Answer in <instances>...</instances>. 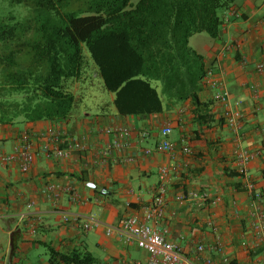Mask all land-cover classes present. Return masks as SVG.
Instances as JSON below:
<instances>
[{"label":"crops","instance_id":"obj_1","mask_svg":"<svg viewBox=\"0 0 264 264\" xmlns=\"http://www.w3.org/2000/svg\"><path fill=\"white\" fill-rule=\"evenodd\" d=\"M220 15L219 37L195 49L204 57L206 77L217 80L215 86L204 82L199 94L212 100L216 118L200 138L192 132L190 101L158 114L120 116L113 95L92 108L77 107L64 121L0 124V154L14 152L24 141L35 154L27 172L18 161L0 159V264H66L57 257L52 262L50 249L89 253L95 264H146L148 253L118 229L127 216L143 218L162 167L170 170L164 214L151 224L181 247V264L223 256L237 264H264V241L257 234L261 223L264 236V74L255 70L264 63V0H232ZM80 89L79 83V94ZM221 90L244 114L239 137L217 122L223 114ZM166 123L172 125V152L158 149ZM117 128L128 130L119 146ZM55 148L66 155L57 156ZM239 148L260 153L246 167L252 190L240 172ZM49 183L58 185V195L42 193ZM204 192L216 202L202 201ZM91 220L101 225L86 230ZM199 244L204 251L197 250Z\"/></svg>","mask_w":264,"mask_h":264},{"label":"trees","instance_id":"obj_2","mask_svg":"<svg viewBox=\"0 0 264 264\" xmlns=\"http://www.w3.org/2000/svg\"><path fill=\"white\" fill-rule=\"evenodd\" d=\"M231 1L0 0V124L67 120L80 101L77 85L95 72L91 60L118 115L144 117L190 101L192 132L202 137L216 118L212 100L199 96L208 69L189 39L219 37L220 12ZM56 257L95 264L89 253L50 249Z\"/></svg>","mask_w":264,"mask_h":264},{"label":"built area","instance_id":"obj_3","mask_svg":"<svg viewBox=\"0 0 264 264\" xmlns=\"http://www.w3.org/2000/svg\"><path fill=\"white\" fill-rule=\"evenodd\" d=\"M256 72L259 74H264V63L260 62L256 65ZM204 82L209 85L215 86L217 85V80H210L208 77L204 79ZM217 98L221 102L223 106V114L222 116L225 119V123L227 127H229L232 132L239 137L241 130V121L243 119V112L239 108L238 103L232 104L230 102L229 93L226 90L219 91ZM117 137L119 142L115 144L119 146L120 140H123L128 136V130L126 128H117ZM172 132V125L170 123H166L161 129L160 134L162 139L158 144V149L163 151L172 152L174 150V144L170 140V134ZM52 137L55 138L56 135L52 134ZM124 142V141H123ZM126 145V143H123ZM31 144L28 141H24L20 146H18L14 152L0 154V159L3 162H19V167L22 172H27L35 159V154L31 149ZM147 150L146 152H149ZM183 151L185 153L190 152V148L184 147ZM56 155L59 157H63L66 155L65 150L60 148H55ZM260 153L258 151H250L245 148H239L236 157L239 164L240 172L245 179V186L247 189L252 190L254 188V184L252 180L247 175L246 167L247 164L253 160H255ZM170 170L168 167H162L159 172V181L156 188V196L153 201L144 209L143 218H140L138 215H130L125 217L118 231L127 235L130 238H133L137 245L145 250L149 258L146 264H181L184 261V256L182 255L181 247L166 239L165 232H162L154 227L151 222H156L160 218L163 217L164 214V204L165 199L164 196L167 192V183L169 178ZM42 193L45 195L47 193L53 192L58 195V185L55 184H47L44 188H42ZM259 196V194H257ZM192 196V194H191ZM193 196H197L193 194ZM77 197V194L74 193V198ZM199 197L202 201H207L209 203L214 204L216 202L215 198H211V196L207 193L199 194ZM182 199L183 196H180ZM30 206V205H29ZM259 209V208H258ZM257 210V208H256ZM257 216L262 220L263 214L262 212L257 210ZM101 225L100 221L91 220L85 224V229L96 228ZM257 228L258 236L261 235L262 241H264L263 236V226L259 223ZM112 229H108V233H111ZM221 249V244L218 242L217 247ZM205 247L202 244L197 246L198 251H204ZM230 264L229 259L223 256L219 261H216L214 257L208 258L206 260V264Z\"/></svg>","mask_w":264,"mask_h":264},{"label":"rangeland","instance_id":"obj_4","mask_svg":"<svg viewBox=\"0 0 264 264\" xmlns=\"http://www.w3.org/2000/svg\"><path fill=\"white\" fill-rule=\"evenodd\" d=\"M210 36L206 33H199L195 34L189 39V44L194 49H197L198 46L202 45L201 43H204L205 41L210 40ZM90 67H94V73L89 74L85 80H83L80 84V101L78 102V107L83 108L85 106L93 107L94 104H98V100H101L102 98H108L110 95H113L109 92H107L102 83V79L97 73V69L94 65V63L90 60L89 62ZM93 71V70H92ZM90 71V72H92ZM94 111V110H93Z\"/></svg>","mask_w":264,"mask_h":264}]
</instances>
